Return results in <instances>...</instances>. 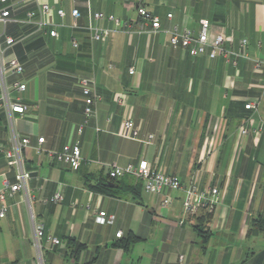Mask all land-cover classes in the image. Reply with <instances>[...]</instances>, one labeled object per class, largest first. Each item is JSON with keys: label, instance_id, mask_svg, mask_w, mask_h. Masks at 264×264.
I'll return each instance as SVG.
<instances>
[{"label": "crops", "instance_id": "obj_1", "mask_svg": "<svg viewBox=\"0 0 264 264\" xmlns=\"http://www.w3.org/2000/svg\"><path fill=\"white\" fill-rule=\"evenodd\" d=\"M36 1L15 17L22 19L37 3H47L54 9L49 19L56 36L38 32L12 49L24 66L15 78L25 82L26 90L9 93L26 111L10 119L0 110V146L9 149L13 134L29 138L22 168L30 179L7 200L0 218V264H264V127L259 128L264 123V65L254 67V60L264 62V0ZM138 5L159 18V31L149 32ZM57 9L65 12L63 18ZM72 9L80 12L76 22ZM98 12L127 26L110 32L104 43L94 42L87 26L113 28L109 20L92 18ZM202 20L211 35L224 34L226 49L247 58L235 57L233 65L222 57H190L169 45V27L197 33ZM25 31L7 27L14 37ZM81 78L94 81L100 100L79 134L84 121ZM253 102L255 109H245ZM125 120L138 129L136 140L120 136ZM243 128L246 135L240 133ZM149 135L153 138L146 143ZM38 138H44L41 154L34 149ZM75 143L82 158L77 170L47 155ZM141 160L183 185L195 180L201 187H217L213 211L179 226L180 191L149 194L128 175L114 182L112 195L88 188L107 184L110 166ZM4 180L14 183L15 170L0 153V189ZM57 193L60 203L45 201ZM163 196L171 200L167 207L161 205ZM99 212L112 215L113 222L98 224ZM202 215L209 217L199 234L194 227ZM33 221L60 245L43 243L38 249ZM131 236L138 241L124 250L119 244ZM71 239L84 249L75 254Z\"/></svg>", "mask_w": 264, "mask_h": 264}, {"label": "built area", "instance_id": "obj_2", "mask_svg": "<svg viewBox=\"0 0 264 264\" xmlns=\"http://www.w3.org/2000/svg\"><path fill=\"white\" fill-rule=\"evenodd\" d=\"M37 2L36 0H23L19 4H10L8 0H0V110L6 112L11 119L13 114L22 115L26 111L16 97L10 96V90L21 93L26 90L25 82L16 79L24 72V66L16 58L12 49L29 37L32 34L43 32L49 37L56 36L54 31V24L49 19L52 16L54 9L47 3H37L36 9L28 10L25 17L20 19L15 17V13L27 5ZM137 14L139 18L149 24V32H157L160 30V20L158 17L150 14L143 5H138ZM56 15L60 18L65 16L62 9L56 10ZM70 16L73 21L80 17V12L77 9H72ZM168 19L172 18L171 14H167ZM92 18L95 20H109L113 24L111 30L95 28L87 26L86 29L91 35L94 42L104 43L112 31L124 30L127 26L119 19L113 16H105L102 13H94ZM9 25L26 27L27 31L20 37H14L7 33ZM76 26V23H74ZM168 34V43L174 49L184 50L190 57L205 56L208 60H214L217 57H222L228 64H236L235 57L247 58L245 54L236 53L232 50L226 49L224 43L227 42L226 37L222 33H215L211 35L210 26L207 21L199 22V31L193 33L187 29H180L172 25L166 30ZM77 42L72 41V46L77 47ZM247 45L245 39L240 41V47L244 49ZM264 62L254 60V67L258 68ZM130 75L134 74V69H128ZM79 84L84 97V121L77 129L80 134L83 127L88 121L94 117L95 104L100 100L99 94L95 90L93 80L81 78ZM245 109H255L256 104L248 103ZM264 127V123L260 124V129ZM240 133L246 135V129H241ZM120 136L126 139L136 140L138 136V129L130 120H125L122 126ZM152 135H149L146 143L151 141ZM44 142V138L37 139V146L35 151L41 154L43 150L40 145ZM30 146V140L27 136H18L13 134L9 149H4L0 146V153L6 159L7 166L15 170V182L8 183L6 180L0 189V218L6 215L8 205L7 200L12 198L16 193L25 189L26 182L30 179L29 172L22 168V150ZM47 155L55 162L65 163L70 169L77 170L82 164L81 151L78 143L71 146H66L62 151H48ZM132 176L139 179L143 184V189L146 193L161 195L164 189L172 191H180L183 194L181 202V209L183 218L179 220L178 225L182 226L185 223H193V219L200 213H210L213 211L215 205L219 201V190L214 186L201 187L195 180H191L189 184L183 185L177 177L164 175L159 170L151 167L146 160H141L137 164H128L125 167L116 165L110 166L107 176L112 180H119L124 176ZM49 203H60L62 196L54 194L47 200ZM170 198L163 196L161 205L167 207L170 205ZM33 219V218H32ZM98 224H111L113 216L107 215L106 212H99L96 217ZM34 243L38 249H41L43 243L47 246H58L60 241L52 236L50 233L45 234L44 227L40 222L33 221ZM117 238L121 236V232L115 234ZM185 257L178 256L179 263H183Z\"/></svg>", "mask_w": 264, "mask_h": 264}, {"label": "trees", "instance_id": "obj_3", "mask_svg": "<svg viewBox=\"0 0 264 264\" xmlns=\"http://www.w3.org/2000/svg\"><path fill=\"white\" fill-rule=\"evenodd\" d=\"M118 180H112V179H108L107 183H112V184H116L114 182H117ZM117 187V186H116ZM88 188L95 193H101V194H105V195H112L113 193V188L107 186V184H103V183H99L95 186H88ZM209 216L206 215H202L198 218L197 225L194 227L199 234H204V222L206 221V219ZM74 245H76V250H75V254H77L80 250L84 249V245L82 244H77L75 243L72 239L70 240ZM138 241V238L131 236L129 237L126 241L121 242L119 245L124 249V250H128L129 245Z\"/></svg>", "mask_w": 264, "mask_h": 264}, {"label": "water", "instance_id": "obj_4", "mask_svg": "<svg viewBox=\"0 0 264 264\" xmlns=\"http://www.w3.org/2000/svg\"><path fill=\"white\" fill-rule=\"evenodd\" d=\"M107 186L112 187V188H116L117 185L108 182V183H107Z\"/></svg>", "mask_w": 264, "mask_h": 264}, {"label": "rangeland", "instance_id": "obj_5", "mask_svg": "<svg viewBox=\"0 0 264 264\" xmlns=\"http://www.w3.org/2000/svg\"><path fill=\"white\" fill-rule=\"evenodd\" d=\"M193 224V223H192Z\"/></svg>", "mask_w": 264, "mask_h": 264}]
</instances>
